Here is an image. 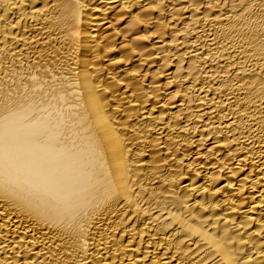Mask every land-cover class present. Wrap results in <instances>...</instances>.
Wrapping results in <instances>:
<instances>
[{
    "label": "bare ground",
    "instance_id": "6f19581e",
    "mask_svg": "<svg viewBox=\"0 0 264 264\" xmlns=\"http://www.w3.org/2000/svg\"><path fill=\"white\" fill-rule=\"evenodd\" d=\"M0 264H264V0H0Z\"/></svg>",
    "mask_w": 264,
    "mask_h": 264
}]
</instances>
